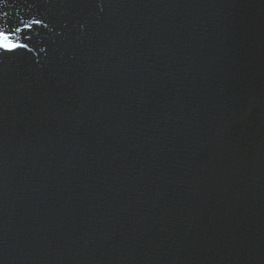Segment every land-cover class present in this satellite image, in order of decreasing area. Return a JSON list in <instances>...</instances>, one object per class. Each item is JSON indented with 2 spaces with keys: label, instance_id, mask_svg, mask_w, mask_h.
Wrapping results in <instances>:
<instances>
[{
  "label": "water",
  "instance_id": "water-1",
  "mask_svg": "<svg viewBox=\"0 0 264 264\" xmlns=\"http://www.w3.org/2000/svg\"><path fill=\"white\" fill-rule=\"evenodd\" d=\"M0 28V264H264V0H0Z\"/></svg>",
  "mask_w": 264,
  "mask_h": 264
},
{
  "label": "snow or ice",
  "instance_id": "snow-or-ice-1",
  "mask_svg": "<svg viewBox=\"0 0 264 264\" xmlns=\"http://www.w3.org/2000/svg\"><path fill=\"white\" fill-rule=\"evenodd\" d=\"M33 23H39V21H34ZM25 28H29L31 27V25L25 24L24 25ZM20 28H16L15 32H20ZM15 33L11 30H5L3 28H0V49L6 50V51H12L18 48H23L26 47V45L24 44H18L16 42H14L13 40V35Z\"/></svg>",
  "mask_w": 264,
  "mask_h": 264
}]
</instances>
